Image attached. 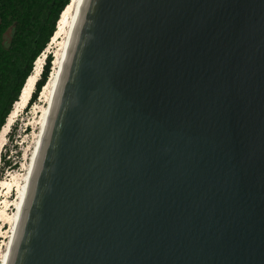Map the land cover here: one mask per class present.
<instances>
[{
  "label": "water",
  "instance_id": "water-1",
  "mask_svg": "<svg viewBox=\"0 0 264 264\" xmlns=\"http://www.w3.org/2000/svg\"><path fill=\"white\" fill-rule=\"evenodd\" d=\"M4 264H264V0H84Z\"/></svg>",
  "mask_w": 264,
  "mask_h": 264
},
{
  "label": "trees",
  "instance_id": "trees-1",
  "mask_svg": "<svg viewBox=\"0 0 264 264\" xmlns=\"http://www.w3.org/2000/svg\"><path fill=\"white\" fill-rule=\"evenodd\" d=\"M69 2L0 0V131L32 74L36 60L50 43L60 15ZM11 29L12 37L6 46L4 38ZM52 62V55H48L32 95L33 102L49 78ZM7 165L8 162H4V167Z\"/></svg>",
  "mask_w": 264,
  "mask_h": 264
},
{
  "label": "bare ground",
  "instance_id": "bare-ground-1",
  "mask_svg": "<svg viewBox=\"0 0 264 264\" xmlns=\"http://www.w3.org/2000/svg\"><path fill=\"white\" fill-rule=\"evenodd\" d=\"M83 3H84V0H70L69 4L66 6V8L63 10V12L60 15L55 33L52 37L51 45H55L57 42H59L60 38H63V41L59 43L58 48L55 51L56 53H55V56L52 62V67H51L49 78L45 86L42 88V91L39 94V96L41 97L40 102H45L46 105L43 109H41L39 133L37 134L35 138L34 149L32 152L30 162L28 166L26 167V174L23 176L22 184L17 185L19 189H18V194H17L18 197L16 201V213H14L13 216H8L5 210L0 211V221L6 220V221H9V223L11 224V229L8 232L9 237L7 238V242H5L6 245L3 244V247L5 246L6 248L4 251H1L2 248H0V264H4L7 259V252L9 250V247L11 246V242H10L11 236H12V233L15 231V227L18 223L19 214L21 212L22 203L25 199L27 184L30 178V172L34 166L33 165L34 157H35V154L39 152V149L41 146L42 135H43V132L46 130V120L48 118L47 116L49 113V108L52 105L54 96L56 94L58 80H59L64 62L67 57L69 42L71 40L70 38L74 31L81 8L83 6ZM42 65H43V58L41 57L38 60H36L32 74L28 77L21 91L18 101L13 105L10 115L8 116L5 125L0 131V159H1L3 148L6 142V138L13 124H15V121L19 113L23 111V109L25 108V105L27 104L30 96L32 98V94L34 93L33 91L34 86L38 79L39 74L41 73ZM35 109L37 110L38 108L36 107ZM14 177L15 176L13 175V178L11 180L1 181L0 188H3L4 191H10L14 187V180H15ZM1 195L2 194L0 191V196Z\"/></svg>",
  "mask_w": 264,
  "mask_h": 264
},
{
  "label": "rangeland",
  "instance_id": "rangeland-1",
  "mask_svg": "<svg viewBox=\"0 0 264 264\" xmlns=\"http://www.w3.org/2000/svg\"><path fill=\"white\" fill-rule=\"evenodd\" d=\"M12 33L13 31L11 29L5 35L4 43L6 46L10 43ZM62 41L63 38H60L59 42H57L55 45H51V39L46 50L39 57L43 58V69L47 61V56L52 55V59H54L56 53L55 51L57 50L59 43ZM40 99L41 97L38 96L35 102L31 101L29 107L19 113L15 124H13L6 138V142L1 155L0 187L1 181L11 180L13 178V175L15 176L14 187L10 191H4L3 188H0L2 194L0 196V211L5 210L8 216H13L14 213H16V201L19 189L17 185H21L23 182V176L26 174V167L30 162L34 149L35 138L39 133L41 109H43L46 105L45 102H40ZM36 107L38 108L37 110L35 109ZM4 162H8V165L5 167ZM10 229L11 224L9 223V221H0V248H2L1 251H4L6 248L5 246L3 247V244L7 242V238L9 237L8 232L10 231Z\"/></svg>",
  "mask_w": 264,
  "mask_h": 264
},
{
  "label": "built area",
  "instance_id": "built-area-1",
  "mask_svg": "<svg viewBox=\"0 0 264 264\" xmlns=\"http://www.w3.org/2000/svg\"><path fill=\"white\" fill-rule=\"evenodd\" d=\"M43 53H44V52H43ZM43 53H42V54H43ZM38 59H39V58H38Z\"/></svg>",
  "mask_w": 264,
  "mask_h": 264
}]
</instances>
